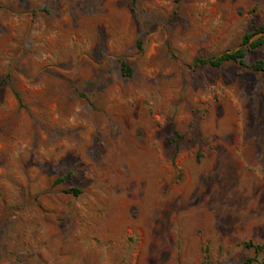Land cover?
I'll return each mask as SVG.
<instances>
[{
  "label": "rangeland",
  "instance_id": "rangeland-1",
  "mask_svg": "<svg viewBox=\"0 0 264 264\" xmlns=\"http://www.w3.org/2000/svg\"><path fill=\"white\" fill-rule=\"evenodd\" d=\"M261 26L264 0H0V264L263 259Z\"/></svg>",
  "mask_w": 264,
  "mask_h": 264
},
{
  "label": "trees",
  "instance_id": "trees-1",
  "mask_svg": "<svg viewBox=\"0 0 264 264\" xmlns=\"http://www.w3.org/2000/svg\"><path fill=\"white\" fill-rule=\"evenodd\" d=\"M256 33H264V26H261L259 28H256L255 31L253 33H246L243 36V44H249L250 47H256L258 45H260L261 43L264 42V37H259L256 40L250 41L252 36ZM137 45L140 47L141 42L138 41ZM244 57H245V52L243 48H239L233 51H225L222 52L221 54L217 55V56H213V57H209V58H201V57H196L194 59V63H198V64H209L211 66L214 67H219L222 64H224L225 62H237L240 65L245 66V62H244ZM255 71H264V60H258L255 64H253L251 66ZM120 68H121V72L126 75V76H130L132 74V70L131 67L129 66V64L125 61H121L120 62ZM18 101L20 102V96L18 95V93H15ZM173 135H174V143L179 144L180 140L183 139L184 135L180 134L177 130L173 131ZM198 158H200V153L198 154ZM62 176L56 179V183H60L63 180H65L68 176ZM67 192H71L74 195H78L81 193L79 188L76 187H72L69 188L67 190ZM246 247L253 249L255 251V253H259L261 251L264 250V245L261 244H254L251 241H248L246 243ZM254 262H259L260 264H264V258L263 259H259L257 256H253L250 258H247L246 263L250 264V263H254Z\"/></svg>",
  "mask_w": 264,
  "mask_h": 264
}]
</instances>
